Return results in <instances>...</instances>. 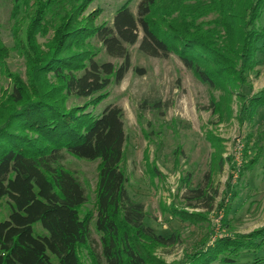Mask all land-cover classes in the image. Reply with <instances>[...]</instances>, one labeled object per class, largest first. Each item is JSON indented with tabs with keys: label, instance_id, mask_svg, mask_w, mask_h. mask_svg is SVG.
I'll use <instances>...</instances> for the list:
<instances>
[{
	"label": "trees",
	"instance_id": "trees-1",
	"mask_svg": "<svg viewBox=\"0 0 264 264\" xmlns=\"http://www.w3.org/2000/svg\"><path fill=\"white\" fill-rule=\"evenodd\" d=\"M29 1L13 0L14 17L22 5L31 10L22 46L27 78L10 75L0 124V204L8 206L0 264H82L81 247L90 249L93 264L156 263L154 248L179 238L147 224L144 204L126 188L123 109L101 107L106 89L123 80L132 66L129 47L138 42L151 57L176 54L210 88H236L238 118L252 120L264 106V86L251 95L244 89L251 90L249 76L264 54V0H214L206 9L189 0H140L136 13L126 0L112 22L98 21L100 7L87 12L93 0ZM210 11L216 15L204 18ZM101 49L119 62L100 60ZM6 54L0 40V61ZM67 155L99 160L94 217L82 212L86 190L65 167ZM207 193L202 184L188 186L186 198L210 200ZM92 226L101 258L91 249ZM244 257L264 264V224L217 237L171 264H240Z\"/></svg>",
	"mask_w": 264,
	"mask_h": 264
},
{
	"label": "rangeland",
	"instance_id": "rangeland-1",
	"mask_svg": "<svg viewBox=\"0 0 264 264\" xmlns=\"http://www.w3.org/2000/svg\"><path fill=\"white\" fill-rule=\"evenodd\" d=\"M125 1L93 0L87 12L100 7L98 21L112 22ZM139 1L129 0L134 13ZM188 3L206 9L214 0ZM13 9V0H0V40L7 50L0 61V124L6 117V100L12 88L10 75L27 78L22 46L31 9L22 5L15 17ZM215 15L210 11L204 18ZM141 35L140 32L139 39ZM93 43L100 47L96 40ZM129 50L132 66L120 83L106 89L101 107L114 103L123 109L126 142L121 168L128 192L144 204L146 223L156 232L166 236L176 233L179 238L175 244L154 248L157 262L151 264H171L204 244H213L217 237L261 227L264 106L252 120L241 122L238 114L242 101L236 88L230 92L208 87L174 53L165 59L151 57L138 50V42ZM98 58L119 62L102 49ZM259 59L258 71L249 76L251 90L244 89L247 95L264 86V54ZM135 67L143 69V73L136 72ZM253 158L255 163L248 164ZM64 165L78 175L85 187L87 201L82 212L94 217L99 160L67 155ZM198 184L207 189L210 200L186 198L187 187ZM189 201L197 206L188 205ZM7 215L4 200L0 204V219ZM92 239L91 249L101 258L99 235L93 226ZM79 254L82 264H93L89 248L81 247ZM247 261L248 257L241 258L240 264Z\"/></svg>",
	"mask_w": 264,
	"mask_h": 264
}]
</instances>
